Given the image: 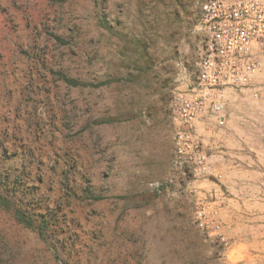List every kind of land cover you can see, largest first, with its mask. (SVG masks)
<instances>
[{"label": "rangeland", "instance_id": "obj_1", "mask_svg": "<svg viewBox=\"0 0 264 264\" xmlns=\"http://www.w3.org/2000/svg\"><path fill=\"white\" fill-rule=\"evenodd\" d=\"M202 3L0 0V191L49 221L40 235L0 206V264H264V49L226 124L197 122L220 179L173 165ZM198 201L218 202L226 243L197 228Z\"/></svg>", "mask_w": 264, "mask_h": 264}, {"label": "built area", "instance_id": "obj_2", "mask_svg": "<svg viewBox=\"0 0 264 264\" xmlns=\"http://www.w3.org/2000/svg\"><path fill=\"white\" fill-rule=\"evenodd\" d=\"M198 32L201 42L195 81L173 95V165L181 175L220 179L197 122L226 124L225 95L240 91L259 74L264 49V0H203ZM217 201L196 202L194 223L208 237L226 243Z\"/></svg>", "mask_w": 264, "mask_h": 264}, {"label": "trees", "instance_id": "obj_3", "mask_svg": "<svg viewBox=\"0 0 264 264\" xmlns=\"http://www.w3.org/2000/svg\"><path fill=\"white\" fill-rule=\"evenodd\" d=\"M98 25L108 29L109 31L112 30V26L109 24V22L106 20L104 16H99L97 19ZM54 36L55 40L59 43H64L65 40L57 35V34H51ZM60 78L69 86L77 87V86H86L91 85L85 81L78 80L77 78H73L70 76H67L63 73H60ZM8 184V179L5 174L0 175V185H6ZM0 206L9 209L12 211V214L17 222L22 223L26 227H30L33 229H36L40 235L45 234L46 228L48 226V218L45 214H39L42 219L38 221V223H34L31 219V216L26 214L22 209H14L12 207V203L10 200L7 199V197L3 194L2 191H0ZM56 217V216H55Z\"/></svg>", "mask_w": 264, "mask_h": 264}, {"label": "crops", "instance_id": "obj_4", "mask_svg": "<svg viewBox=\"0 0 264 264\" xmlns=\"http://www.w3.org/2000/svg\"><path fill=\"white\" fill-rule=\"evenodd\" d=\"M215 192H216V190H215ZM216 204H218V202H216ZM218 213H219V217H221V212H220V208H218Z\"/></svg>", "mask_w": 264, "mask_h": 264}]
</instances>
